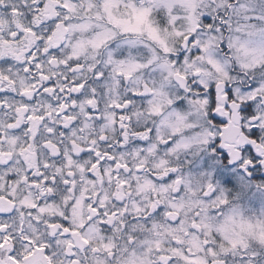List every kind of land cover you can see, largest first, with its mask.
<instances>
[{"label": "snow or ice", "instance_id": "6c2138e0", "mask_svg": "<svg viewBox=\"0 0 264 264\" xmlns=\"http://www.w3.org/2000/svg\"><path fill=\"white\" fill-rule=\"evenodd\" d=\"M0 264H264V0H0Z\"/></svg>", "mask_w": 264, "mask_h": 264}]
</instances>
